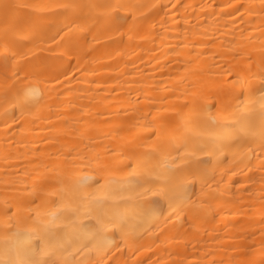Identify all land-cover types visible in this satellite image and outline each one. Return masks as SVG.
<instances>
[{
    "label": "bare ground",
    "instance_id": "bare-ground-1",
    "mask_svg": "<svg viewBox=\"0 0 264 264\" xmlns=\"http://www.w3.org/2000/svg\"><path fill=\"white\" fill-rule=\"evenodd\" d=\"M0 264H264V0H0Z\"/></svg>",
    "mask_w": 264,
    "mask_h": 264
}]
</instances>
